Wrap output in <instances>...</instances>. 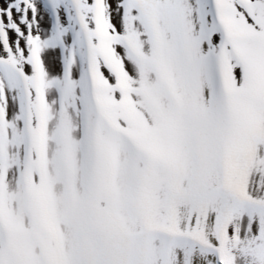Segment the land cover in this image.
I'll list each match as a JSON object with an SVG mask.
<instances>
[{
	"label": "snow or ice",
	"instance_id": "1",
	"mask_svg": "<svg viewBox=\"0 0 264 264\" xmlns=\"http://www.w3.org/2000/svg\"><path fill=\"white\" fill-rule=\"evenodd\" d=\"M0 264H264V0H0Z\"/></svg>",
	"mask_w": 264,
	"mask_h": 264
}]
</instances>
